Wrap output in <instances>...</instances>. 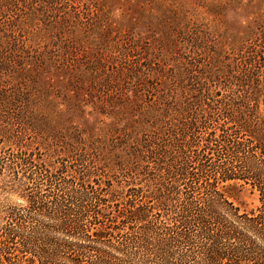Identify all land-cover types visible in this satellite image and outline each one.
I'll use <instances>...</instances> for the list:
<instances>
[{"label": "rangeland", "instance_id": "1", "mask_svg": "<svg viewBox=\"0 0 264 264\" xmlns=\"http://www.w3.org/2000/svg\"><path fill=\"white\" fill-rule=\"evenodd\" d=\"M261 47L264 0H0V155L21 139L51 162L64 154L45 135L76 136L92 178L111 184L94 189L118 199L136 151L203 146ZM17 203L0 193V208Z\"/></svg>", "mask_w": 264, "mask_h": 264}, {"label": "trees", "instance_id": "2", "mask_svg": "<svg viewBox=\"0 0 264 264\" xmlns=\"http://www.w3.org/2000/svg\"><path fill=\"white\" fill-rule=\"evenodd\" d=\"M261 49L248 62L253 83L239 80L243 96L223 103L203 146L171 158L160 150L156 162L136 151L118 199L97 193L111 184L92 178L76 136L45 135L64 154L51 162L16 139L0 155V193L19 200L0 208V264H264Z\"/></svg>", "mask_w": 264, "mask_h": 264}]
</instances>
